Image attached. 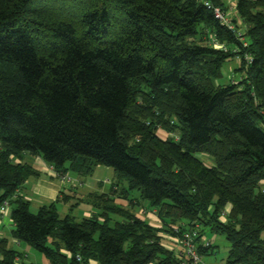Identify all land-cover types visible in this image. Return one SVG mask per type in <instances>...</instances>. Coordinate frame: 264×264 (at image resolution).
<instances>
[{
	"label": "trees",
	"instance_id": "trees-1",
	"mask_svg": "<svg viewBox=\"0 0 264 264\" xmlns=\"http://www.w3.org/2000/svg\"><path fill=\"white\" fill-rule=\"evenodd\" d=\"M205 1L226 8L0 0V205L14 204L12 237L49 264H181L163 244L161 234L176 235L171 224L199 225L203 256L213 252L200 244L208 228L230 244L225 264H264V0L236 2L246 46ZM233 56L240 79L216 84ZM24 154L79 177L111 167L115 179L87 196L97 211L87 217H62L55 202L33 213L17 196L39 174ZM138 206L155 208L161 226ZM17 258L0 238V264H33Z\"/></svg>",
	"mask_w": 264,
	"mask_h": 264
},
{
	"label": "crops",
	"instance_id": "crops-1",
	"mask_svg": "<svg viewBox=\"0 0 264 264\" xmlns=\"http://www.w3.org/2000/svg\"><path fill=\"white\" fill-rule=\"evenodd\" d=\"M17 161V160H16ZM22 161L33 165L39 172L38 176L28 178L17 191V196L29 202V209L31 204H34V209H39L43 205H48L51 202H55L57 209V204L59 205L61 200L64 202L62 205V215L72 213V209L69 208V202L77 201H87V196L92 192L107 193L110 191V186L108 188L104 187L103 182H98L93 185H88L84 177L77 176L74 172L68 171L66 174L71 177V180L64 181L59 178L57 172L45 161H43L39 156H32L29 154H24ZM113 181V180H112ZM111 181V182H112ZM111 182H108L111 185ZM83 187H88L84 189ZM260 187L264 189V180L260 182ZM97 188V189H95ZM95 189V190H93ZM33 202V203H32ZM74 202V203H75ZM115 202L123 206L126 205V201L123 199H115ZM67 204V205H66ZM14 204L10 205L5 211L0 210V238H6L8 240V245L10 248L16 250L20 254V258H17L18 262L33 263V264H49L47 259L41 257L37 253L33 252V249L29 248L28 245L20 242L12 237V231L15 226L10 217V211ZM76 205V204H75ZM74 205V206H75ZM93 207V205H92ZM95 209V207H93ZM36 210V212H37ZM81 215L83 217L89 216L92 211L89 208H82ZM96 210V209H95ZM148 210H152L149 212ZM31 211V210H30ZM58 213L60 211L57 209ZM32 212V211H31ZM97 212V211H93ZM92 212V213H93ZM142 212V211H141ZM35 213V212H33ZM139 215L143 216L150 224L160 227L161 222L156 217V209H145L142 213L137 212ZM154 213V214H153ZM61 216V215H60ZM62 216V217H63ZM175 226V225H173ZM164 238V245L173 250L178 249V245L174 244L168 234H161ZM22 256V257H21ZM90 264H96L94 261H90Z\"/></svg>",
	"mask_w": 264,
	"mask_h": 264
},
{
	"label": "rangeland",
	"instance_id": "rangeland-1",
	"mask_svg": "<svg viewBox=\"0 0 264 264\" xmlns=\"http://www.w3.org/2000/svg\"><path fill=\"white\" fill-rule=\"evenodd\" d=\"M236 2H237V0H224V4H225L226 8H224L223 10L226 13L227 17L231 19L230 21L234 25V27L242 30V29H245L246 24L237 15ZM239 65H240V60L238 57L233 56V57H230L229 59H227L222 65L221 76L216 80V84L224 85L226 83H229L230 81L239 80L240 76H241V73L238 70ZM156 133L161 138H165L168 136V134L166 132H164L163 130H160V129L157 130ZM199 157L206 165H213V160L208 155L199 154ZM84 179L87 181L88 185L95 184V187H96V183L103 182L104 187L108 188L110 186L108 182H111L112 180L114 181L115 176H114L113 169L111 167L100 165L94 169L93 173L90 176L84 177ZM83 188L86 190L88 189V187H86V188L83 187ZM95 189H97V188H95ZM95 189H93V190H95ZM75 201L76 200L70 201L68 206H69V208L72 209L71 215L76 217L77 220L81 219L82 216H84V215H81V214H84V213H82V210H81L82 208H89V209H91L92 212L96 211L92 207V205L87 203L86 201H81V202L80 201L75 202ZM60 202L61 203L59 205L57 204V209L60 211V215L63 216L61 213V211H62L61 207L64 204V202L62 200ZM142 204L146 205L147 203L144 201ZM33 205L34 204H31L30 210L32 212H36L37 209H34ZM144 208L142 206H138L137 212L142 213L143 210L145 211ZM148 211L151 212L152 210H148ZM91 213H89V214H91ZM156 217H157V215H156ZM157 219H158V217H157ZM116 220H120V217L115 216V215L111 216V223L112 224ZM174 225H176V224H174ZM170 226H172V224ZM204 235H205L206 240L209 241L210 244L213 246V248H212L213 252L212 253H209V254L204 255V256L202 255V261L204 262V264H225V258L228 254L229 245H230L228 240L225 238V236L223 234H219L216 232L213 233L208 228H204ZM163 241H165V240L163 239ZM33 252L37 253L38 255H40L41 257L44 258V256L41 253H39L35 250H33Z\"/></svg>",
	"mask_w": 264,
	"mask_h": 264
},
{
	"label": "built area",
	"instance_id": "built-area-1",
	"mask_svg": "<svg viewBox=\"0 0 264 264\" xmlns=\"http://www.w3.org/2000/svg\"><path fill=\"white\" fill-rule=\"evenodd\" d=\"M204 4L208 9L213 12L215 19H217L221 25L227 27V29L233 31L235 37L238 38L240 41H243V46H246L242 31L240 29H235L234 25L230 21L231 19L227 17L224 10L218 6L212 5L209 1H205ZM208 42L214 48L223 50L227 49L226 45L220 42L214 33L209 34ZM234 51H236V49H234ZM245 58L248 61L251 60V58L247 55H245ZM57 174L59 178L64 181L69 182L71 180V177H69L67 174ZM9 201V199H6L0 205V210L2 212L9 207ZM225 215V211H222L221 217L224 218ZM172 229L173 232L176 233V235H169V237H171V240L174 242V244L178 245V249L174 250V252L177 259L181 261V264H204V262L202 261V255L198 252L199 242L197 240V230L199 229V225L196 224L195 227L192 229H181L178 225H172ZM200 244L208 246L210 242L207 241L204 236L202 237Z\"/></svg>",
	"mask_w": 264,
	"mask_h": 264
}]
</instances>
